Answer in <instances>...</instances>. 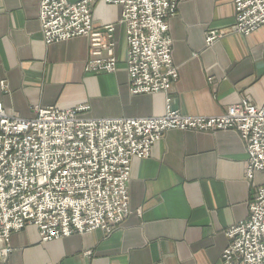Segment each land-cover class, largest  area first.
<instances>
[{
    "label": "crops",
    "instance_id": "crops-1",
    "mask_svg": "<svg viewBox=\"0 0 264 264\" xmlns=\"http://www.w3.org/2000/svg\"><path fill=\"white\" fill-rule=\"evenodd\" d=\"M91 11L95 24L115 27L113 73L84 71V37L46 45L38 0H0V102L7 113L30 118L36 107L80 105L90 118L164 113L165 94L129 92L120 7L92 0ZM233 22V0H178L168 18L178 71L168 96L182 114L215 116L242 98L264 101V28L243 35L229 29ZM208 29L226 34L206 45ZM246 158L235 130H167L147 158L132 159L130 211L111 234L41 242L27 225L11 234L6 264H222L226 230L247 216L255 187L264 186V170L246 178Z\"/></svg>",
    "mask_w": 264,
    "mask_h": 264
},
{
    "label": "built area",
    "instance_id": "built-area-1",
    "mask_svg": "<svg viewBox=\"0 0 264 264\" xmlns=\"http://www.w3.org/2000/svg\"><path fill=\"white\" fill-rule=\"evenodd\" d=\"M120 7L118 24L126 41V72L132 95L163 93L164 113L144 117L83 116L87 106L34 108L22 118L0 102V264L12 251L10 236L35 226L41 242L100 230L111 234L129 213L128 181L134 158H147L170 129L195 132L235 130L245 146V176L264 170V101L247 98L215 116H189L171 105L177 81L169 17L178 0H103ZM92 0H38V22L46 45L84 37L85 72L113 73L117 66L115 27L95 24ZM230 30L248 35L264 28V0H233ZM226 34L208 29L210 45ZM1 89L5 84L0 81ZM222 264H264V186L255 187L247 216L225 232ZM89 253V252H87Z\"/></svg>",
    "mask_w": 264,
    "mask_h": 264
}]
</instances>
